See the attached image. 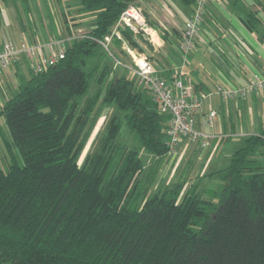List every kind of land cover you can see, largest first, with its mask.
Wrapping results in <instances>:
<instances>
[{"label": "trees", "instance_id": "obj_1", "mask_svg": "<svg viewBox=\"0 0 264 264\" xmlns=\"http://www.w3.org/2000/svg\"><path fill=\"white\" fill-rule=\"evenodd\" d=\"M76 1L84 19H65L71 39L62 43L63 58L38 73L30 68L0 103L9 158L0 168V264H264V125L226 167L205 175L218 177V186H202L203 177L184 166L186 177L158 187V168L174 162L168 118L135 74L117 65L129 60L120 41L111 55L97 43L140 4ZM86 21L84 36L73 38ZM105 108V127L79 164ZM123 126L154 166L145 170L139 151L120 142Z\"/></svg>", "mask_w": 264, "mask_h": 264}, {"label": "crops", "instance_id": "obj_2", "mask_svg": "<svg viewBox=\"0 0 264 264\" xmlns=\"http://www.w3.org/2000/svg\"><path fill=\"white\" fill-rule=\"evenodd\" d=\"M137 3L142 6L152 27L157 28L160 23L165 25V31L159 30L160 34L154 38L156 46L147 44L144 49L153 50L151 59L159 74L170 79L180 72L192 81L196 95H205L203 112H217V118L209 126L204 124V114L196 117V128L215 136L207 149L201 150L198 143H185L179 148L176 162V165H182L192 161V174L200 175L202 172V179L213 180V177L205 175L226 167L232 153L244 139L259 135L263 129L264 92L253 94L245 101L222 102L215 90L219 86L243 87L255 77L264 76V0H212L207 6L202 38L183 64L177 50L179 25L190 17L193 4L184 6L179 0H137ZM247 19L254 25L250 26ZM7 24L11 27L1 7L0 45L4 42H12L16 46L21 43L37 45L40 47L39 56L59 51L63 48L60 41L69 38L65 24L62 25L64 36L60 35L59 40L48 44L35 35L25 37L20 29L14 33L15 37L9 36L5 31ZM29 74L30 65L25 60L2 70L0 103L11 91L15 92Z\"/></svg>", "mask_w": 264, "mask_h": 264}, {"label": "built area", "instance_id": "obj_3", "mask_svg": "<svg viewBox=\"0 0 264 264\" xmlns=\"http://www.w3.org/2000/svg\"><path fill=\"white\" fill-rule=\"evenodd\" d=\"M212 0H194L190 17L181 23L180 37L178 40V54L183 63L193 52L202 38V26L205 21L207 6ZM128 30L132 35L133 46L124 38L123 31ZM160 31H165V25L160 23L157 28L152 27L145 17L141 5H129L118 17L110 33L97 43L111 55V45L114 40L120 41V50L129 62L116 61L135 74L139 84L146 89L152 97L160 113L168 118L165 145L168 155L176 157L179 148L185 143H198L202 150L207 149L212 138L211 133L201 132L196 128V117L204 114V124L209 126L217 118L215 110L203 112L205 95H196L194 85L190 79L175 73L170 79L162 77L151 56L144 50L147 44L156 46L154 38ZM78 31H80L78 29ZM81 33V32H80ZM84 34L72 36L82 38ZM69 38L68 40H70ZM65 41H60L63 43ZM40 47L21 43L19 46L11 42L0 45V72L23 60L27 61L34 73L55 65L64 56L63 49L53 51L49 55L39 56ZM264 92V76H257L243 87L225 88L217 87L215 93L222 102L245 101L251 95Z\"/></svg>", "mask_w": 264, "mask_h": 264}, {"label": "rangeland", "instance_id": "obj_4", "mask_svg": "<svg viewBox=\"0 0 264 264\" xmlns=\"http://www.w3.org/2000/svg\"><path fill=\"white\" fill-rule=\"evenodd\" d=\"M1 7L3 12L8 16L9 23L11 24V27H8V24L5 26V31L9 36L15 37L14 33L20 29L25 37H33V35H35L37 38L43 39L47 44L50 41L54 43L56 40H59L57 38L60 35L64 36L62 25L65 24V19L71 21L78 16L84 19V14L79 11L76 0H4ZM12 15H14V17ZM85 17L88 18L90 15L85 13ZM90 26V21H86L84 26L78 28L80 31H78L77 28L74 29V36L77 37L78 35H81V33L84 34L90 28ZM55 47H57V45H55ZM147 50L145 51L151 56L153 50L151 52L150 50ZM156 57L157 56H155V58ZM124 60L126 63L127 59H125V57ZM127 75L132 76L129 73ZM14 83H16V81H14ZM106 84H108V82ZM14 93V91H11L8 97ZM108 113L109 110L106 108L103 109L101 116L96 120L95 125L89 134L87 145L82 150L79 164L83 162L87 154L94 148L92 146L97 141V138L100 135V130H103L105 127V122L108 119ZM2 124L3 118L0 116V126H2ZM119 140L120 142L125 143L130 147H134L139 151L145 170L154 166V163H157V161H155L156 158H154L143 147H141L138 140L128 131L126 126H123L119 135ZM172 158L174 160L173 164L172 161H169L161 167L158 166V178L156 184L158 187L161 184L162 187L164 185L167 186L175 179H182L186 177L184 176L185 172H182L181 175L179 174L185 165H188L187 168L190 169L189 164L192 163V161H188L189 163L186 162L187 164L185 163L181 165L180 163L176 165L178 155ZM8 164V154L2 146L0 137V168L6 169ZM196 166L198 167V165ZM209 171H211V169H209ZM200 173L199 174L202 175V172ZM200 175L199 177H201ZM202 182L204 183L202 186H207V184L218 186L221 184V180L218 177L214 178L213 180L202 179Z\"/></svg>", "mask_w": 264, "mask_h": 264}]
</instances>
